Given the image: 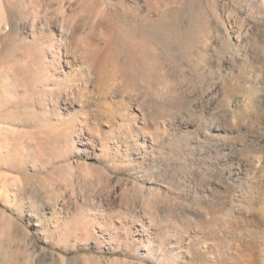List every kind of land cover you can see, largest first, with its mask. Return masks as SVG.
Wrapping results in <instances>:
<instances>
[{
	"label": "rangeland",
	"instance_id": "1",
	"mask_svg": "<svg viewBox=\"0 0 264 264\" xmlns=\"http://www.w3.org/2000/svg\"><path fill=\"white\" fill-rule=\"evenodd\" d=\"M0 264H264V0H0Z\"/></svg>",
	"mask_w": 264,
	"mask_h": 264
},
{
	"label": "bare ground",
	"instance_id": "2",
	"mask_svg": "<svg viewBox=\"0 0 264 264\" xmlns=\"http://www.w3.org/2000/svg\"><path fill=\"white\" fill-rule=\"evenodd\" d=\"M85 1V0H84ZM86 4V3H85ZM3 10V9H2ZM5 17V16H4ZM7 17V16H6ZM9 18V17H8ZM13 24V23H12ZM15 25V24H14ZM36 25V24H35ZM11 26V25H9ZM13 26V25H12ZM8 27V24H6V28ZM14 27V26H13ZM4 28V27H3ZM9 28V27H8ZM7 28V29H8ZM11 28V27H10ZM34 28H36V26H34ZM29 48V47H28ZM27 49V48H26ZM37 49L31 47L28 51H26V56H27V60L25 62H20V63H15V64H11L8 66V74L10 75V77L12 78V82L14 83V85L18 86V87H26L28 86V84H39L42 83V79H43V74H41L37 68H34L33 64L40 59V55L39 52L36 51ZM23 52V51H22ZM43 53V52H42ZM42 56V55H41ZM38 63V61H37ZM43 72V71H42ZM45 72V71H44ZM49 75V74H48ZM45 80V78H44ZM47 83V82H46ZM27 88V87H26ZM28 90V89H27ZM42 90V89H41ZM39 90V91H41ZM38 91V92H39ZM44 91V89L42 90ZM50 91V90H49ZM54 92V90H53ZM47 93V92H46ZM51 93V92H50ZM27 94V93H26ZM34 94V93H33ZM32 94V95H33ZM49 94V93H48ZM55 94V93H54ZM52 95V94H51ZM58 95V94H55ZM37 96V95H36ZM47 96V95H44ZM54 96V95H52ZM59 96V95H58ZM33 98V97H32ZM36 98V97H35ZM30 99V98H28ZM34 99V98H33ZM40 100V99H39ZM28 101V100H27ZM31 101V100H30ZM36 101V100H35ZM34 102V100H33ZM39 102V101H37ZM44 102V100H43ZM32 103V102H31ZM184 103V102H183ZM216 103V102H215ZM38 104V103H37ZM240 108V107H239ZM29 111V110H28ZM32 111V110H31ZM35 112V111H34ZM29 113V112H28ZM24 114V113H23ZM30 115H32L31 113H29ZM230 114V113H229ZM30 117V116H29ZM36 117V116H35ZM236 117V116H235ZM238 117V116H237ZM24 118H27L24 116ZM31 118H34L31 116ZM23 119V118H22ZM27 120V119H26ZM29 120V119H28ZM37 120V119H36ZM25 121V120H23ZM32 121V120H31ZM30 122V120H29ZM28 123V122H27ZM35 123V121H34ZM40 124V123H39ZM34 125V124H33ZM238 126V125H237ZM34 129V128H33ZM36 133L34 134V142H31V145H34V147L37 150H41L45 145H47L50 140L52 139V137L57 134V133H51L54 134L52 137L48 134V133H43V132H37V130H35ZM42 131V130H41ZM55 132V130H53ZM61 131V130H60ZM59 131V132H60ZM63 131V130H62ZM49 132V130H48ZM51 132V131H50ZM58 132V131H57ZM32 133V131H31ZM61 133V132H60ZM24 134V133H23ZM22 134V135H23ZM25 135V134H24ZM29 135V134H28ZM60 136V134H59ZM27 137V135H26ZM31 137V136H30ZM58 138V137H57ZM28 139V138H27ZM33 139V138H32ZM31 141V140H30ZM33 141V140H32ZM52 141V140H51ZM85 168H88L90 170V172H93L95 174H97V176H100L99 178H101V176H103V171L99 168L96 167H90L89 165H85ZM72 166L71 165H64L62 167L59 168L58 173L60 174V176L62 177V179L65 182L68 183H74V174L72 173ZM57 173V174H58ZM90 182V181H89ZM95 182V181H94ZM75 184V183H74ZM77 184V183H76ZM95 184V183H94ZM99 187V186H98ZM89 188V187H88ZM92 190V189H91ZM90 190V191H91ZM106 191V190H105ZM106 193V192H105ZM74 194V193H73ZM91 195V194H90ZM100 195V194H99ZM63 197V196H62ZM64 198V197H63ZM93 198V197H92ZM142 200V199H141ZM260 217V216H259ZM71 232H79L84 236H87L88 234L93 235V230L88 227V225L84 222H78L76 224L70 223L67 227V229L65 230V236L67 237H71ZM123 261V260H122ZM131 262V261H130ZM132 263V262H131Z\"/></svg>",
	"mask_w": 264,
	"mask_h": 264
}]
</instances>
